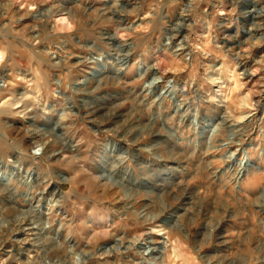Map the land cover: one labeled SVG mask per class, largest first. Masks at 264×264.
I'll list each match as a JSON object with an SVG mask.
<instances>
[{"label":"rangeland","instance_id":"rangeland-1","mask_svg":"<svg viewBox=\"0 0 264 264\" xmlns=\"http://www.w3.org/2000/svg\"><path fill=\"white\" fill-rule=\"evenodd\" d=\"M9 178L0 264H264V0H0Z\"/></svg>","mask_w":264,"mask_h":264},{"label":"bare ground","instance_id":"bare-ground-1","mask_svg":"<svg viewBox=\"0 0 264 264\" xmlns=\"http://www.w3.org/2000/svg\"><path fill=\"white\" fill-rule=\"evenodd\" d=\"M56 14V13H55ZM59 14V13H58ZM62 14V13H61ZM55 16H57V15H55ZM58 17V16H57ZM57 19V18H56ZM63 20H62V22L64 23H67V20L65 19V18H62ZM71 19V18H70ZM69 20V19H68ZM69 27H71L70 25H69ZM119 38V37H118ZM122 41V40H121ZM174 93V92H173ZM172 93V94H173ZM137 114V113H136ZM232 127V126H231ZM118 132V131H117ZM235 155V154H234ZM242 177V176H241ZM11 179L12 178H9V182H8V184L7 183H1L0 182V187H3V188H9V186H10V183L11 182H13V181H11ZM106 179H108V178H106ZM107 181V180H106ZM9 192V191H8ZM13 194V193H12ZM35 211V210H34ZM44 232V231H43ZM160 233H162V232H160ZM159 233V234H160ZM50 234V233H49ZM164 234H160V236H163ZM152 241V240H151ZM152 243V242H151ZM151 253V252H150Z\"/></svg>","mask_w":264,"mask_h":264}]
</instances>
